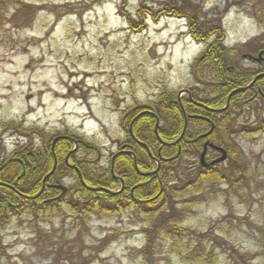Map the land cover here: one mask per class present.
<instances>
[{"label": "rangeland", "instance_id": "rangeland-1", "mask_svg": "<svg viewBox=\"0 0 264 264\" xmlns=\"http://www.w3.org/2000/svg\"><path fill=\"white\" fill-rule=\"evenodd\" d=\"M166 1L0 0V158L29 143L2 130L22 122L48 136L78 135L98 149L84 152L89 168L105 170L124 142V110L153 105L164 90L179 100L193 92L210 97L191 71L206 45L188 34L187 20L137 15L145 3L151 10ZM198 1L208 20H221L225 48L243 53L251 42L264 41V25L251 15L264 0H250L246 9L236 3L241 0ZM129 18L142 29L132 33ZM240 64L260 69L247 59ZM254 109L240 117V129L254 130L264 121V102ZM236 143L250 169L248 186L234 195L227 186H211L186 206L183 198L178 226L193 233L165 229L150 241L147 218L131 210L89 222L65 214L43 225L24 216L2 232L4 264H244L238 254L251 257L246 264H264V131L241 135ZM72 185L71 179L63 182Z\"/></svg>", "mask_w": 264, "mask_h": 264}, {"label": "trees", "instance_id": "trees-1", "mask_svg": "<svg viewBox=\"0 0 264 264\" xmlns=\"http://www.w3.org/2000/svg\"><path fill=\"white\" fill-rule=\"evenodd\" d=\"M249 1L236 3L246 9ZM120 14L126 17L123 7ZM137 15L187 20L188 34L206 45L191 71L195 84L209 89L210 97L200 99L192 91L190 97L179 100L178 93L164 90L153 105L137 104L124 110L120 119L124 142L115 159L101 171L91 170V162L84 155L96 154L98 149L78 135L62 132L48 136L38 128L25 129L22 122L6 124L4 132L28 138L29 143L0 158V264L7 255L2 232L24 216L43 225L65 214L89 222L93 217L112 218L131 210L147 218L151 241L165 229L180 236L193 233L178 226L182 214L177 205L183 198L189 199L184 202L187 205L195 203L194 194L211 186H227L228 195L248 186L250 169L236 139L264 131V121L254 130L239 128L240 117L264 102V63L254 71L243 68L240 60L244 54L258 56L264 51V41L251 42L243 53L225 48L221 20H208L198 0H168L151 10L145 3ZM251 15L259 26L264 25L263 7L255 8ZM133 21L128 20L132 33L142 29ZM258 76L262 77L252 85ZM212 126L209 138L197 140ZM36 136L38 146L33 145ZM206 142L224 147L229 154L227 163L202 167L200 156ZM218 157L217 152L208 150L207 162ZM66 179L73 180V185L62 197L57 186ZM200 250L201 245L193 252L198 255ZM185 253L191 255L189 250ZM237 256L244 264L251 261L248 255Z\"/></svg>", "mask_w": 264, "mask_h": 264}, {"label": "water", "instance_id": "water-1", "mask_svg": "<svg viewBox=\"0 0 264 264\" xmlns=\"http://www.w3.org/2000/svg\"><path fill=\"white\" fill-rule=\"evenodd\" d=\"M263 55H264V52L260 53L258 57H252L250 55H245L243 58L247 59V60H250V61H253V62H256L258 64H263L264 63ZM258 79H259V77L256 79V81ZM212 132H213V129L208 134H206L205 136L201 137V139L208 138L211 135ZM207 147H210L211 149H213V150H215V151H217V152H219L221 154V157L219 159H217L216 161H214V162H212L210 164H206V161H205L206 155H207ZM227 158H228V153L223 148L216 147V146H214L213 144H210V143H206L205 146H204V151H203V153L201 155V158H200V164L204 168L212 167V166H215V165L222 164V163L226 162ZM57 188L62 190V196L66 195L67 190H68L66 187L59 186Z\"/></svg>", "mask_w": 264, "mask_h": 264}, {"label": "flooded vegetation", "instance_id": "flooded-vegetation-1", "mask_svg": "<svg viewBox=\"0 0 264 264\" xmlns=\"http://www.w3.org/2000/svg\"><path fill=\"white\" fill-rule=\"evenodd\" d=\"M204 135V134H203ZM202 134H200V136H203Z\"/></svg>", "mask_w": 264, "mask_h": 264}]
</instances>
